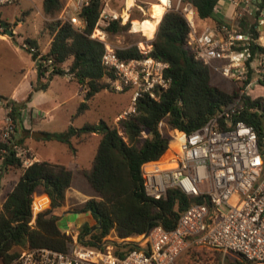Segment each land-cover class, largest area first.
I'll return each mask as SVG.
<instances>
[{
	"label": "trees",
	"instance_id": "obj_1",
	"mask_svg": "<svg viewBox=\"0 0 264 264\" xmlns=\"http://www.w3.org/2000/svg\"><path fill=\"white\" fill-rule=\"evenodd\" d=\"M217 1L183 0L192 5L195 19L211 20L221 26L225 23L215 11ZM103 3L102 0H90L82 6L78 15L85 25L81 31L67 20L58 19L48 24L46 27L52 37L44 55L52 59L54 68L46 82H42V70L36 66L37 80L32 87L33 91L45 90L55 75L62 74L70 75L81 90L85 89V100L78 105L76 114L84 112L88 108L87 101L108 87L104 78L110 81L114 79L112 69L102 63L104 44L90 37ZM257 5L262 8L264 0L257 2ZM61 8V0H42V9L46 15H54ZM255 16L254 20H250L247 14L240 16V31L256 36ZM129 25L130 21L122 24L121 18L113 19L101 30L106 35L119 34L126 31ZM190 30L185 16L174 9L164 12L157 30H153L151 35L155 33V36L150 42V55L167 63L165 76L170 79L166 89L156 91V98L142 94L134 105V111L120 118L117 125L100 119L93 123L87 122L81 127L70 124L62 131L43 132L44 139L64 143L71 150V139L77 138V142H82L88 134L99 135L92 165L83 172L99 196L87 199L84 207L91 211L97 221L91 232V240L94 242L99 243L110 234L118 239L138 236L158 223L167 229L171 228L182 209L191 202L202 201L200 197H188L174 188L168 190L166 198L148 197L143 192L141 176L142 164L158 160L169 146L170 136L164 134L162 124L173 130L191 132L217 111L233 103L239 95L238 89L229 92L211 82V66L196 55L195 49L188 42ZM115 52L119 58L126 60L141 56L135 44L116 48ZM259 52H264V49L254 46L253 53ZM31 57L35 59L34 55ZM67 61V68L63 69L62 64ZM30 95L24 101H16L0 94L4 107L11 108L9 115L16 127L22 121V108L29 101ZM241 99L242 109L235 119H241L254 127L264 162V97L251 98L243 94ZM13 139L0 141V150H4L0 151L2 165L22 168L19 180L0 209V256L6 263L12 262L17 257L8 251L12 246L23 244L66 252L70 247V237L60 230L58 217L49 215V210L63 204L65 192L71 183V170L49 161H34L24 167L23 159L17 157L15 152L19 143ZM39 183L44 185L49 207L38 212L33 220L32 194ZM81 230L89 232L91 228L85 226ZM114 245L115 253H119L121 248L132 249L135 246L131 241ZM213 251L220 254L218 250ZM235 259L227 256L228 263L242 264L238 259L233 262ZM216 263L218 260L213 264Z\"/></svg>",
	"mask_w": 264,
	"mask_h": 264
},
{
	"label": "built area",
	"instance_id": "obj_2",
	"mask_svg": "<svg viewBox=\"0 0 264 264\" xmlns=\"http://www.w3.org/2000/svg\"><path fill=\"white\" fill-rule=\"evenodd\" d=\"M16 1L0 0V8ZM89 1L67 0L62 18L81 31L85 22L78 14ZM225 1L234 5L239 17L245 13L256 14V29L264 26V6L257 5L261 0ZM162 5L164 12L174 9L185 16L191 29L188 42L196 55L233 81L240 92L233 103L217 111L200 127L191 132L174 129L166 155L141 166L142 189L146 196L166 198L168 190L174 188L188 197H200L202 201L191 202L182 209L173 227L167 229L158 223L138 235L131 241L135 245L132 249L121 248L115 253L114 244L126 240L111 242L103 237L97 243L91 240L93 228L84 232L81 227L68 225L64 230L70 237L68 251L26 246L16 264H175L180 255L193 246L218 250L220 258L216 264H230L229 255L242 264H264V162L254 127L235 119L242 109L241 96L251 85L250 63L256 56V71L264 79V52L253 53L254 46L264 49V41L259 34L252 36L246 31L224 27L220 35L210 26L197 33L189 2L166 0ZM119 18L121 14L107 11L104 2L94 30H99L101 23ZM127 21L131 22L130 17ZM4 29L0 22V31ZM94 30L90 37L101 41L105 47L102 63L114 73L110 81L112 88L131 90L130 109L124 114L134 111L142 94L156 98V91L169 86L170 79L165 76L167 63L150 55L153 36L142 40L146 47L141 41L135 43L140 57L126 60L117 56L115 49L120 47L102 30L99 35ZM23 46L35 56L34 62L42 70L41 79L46 82L54 68L52 59L32 44L23 43ZM215 60L223 62L216 65ZM10 110V107L5 108L0 129L3 140L12 138L16 132ZM15 152L17 157L24 154L18 146Z\"/></svg>",
	"mask_w": 264,
	"mask_h": 264
},
{
	"label": "rangeland",
	"instance_id": "obj_3",
	"mask_svg": "<svg viewBox=\"0 0 264 264\" xmlns=\"http://www.w3.org/2000/svg\"><path fill=\"white\" fill-rule=\"evenodd\" d=\"M61 1L62 8L54 15H46L43 12L42 0H17L13 4L5 5V8L2 6L0 12V18H2L0 21L3 20L9 24L8 28L11 27L10 25H13V29L11 28L12 35L7 33L8 28L0 31V34L9 40L7 43L0 39V93L2 95L8 96L14 88L15 81L20 79L19 74L21 72L17 71L18 68H16L19 65L15 62L20 61L23 64V62H26L29 58V50L23 46V43L28 44L29 41H34L32 45L42 51L52 37L46 26L55 20H64L62 18V10L67 0ZM171 1L175 3L177 0ZM102 2L107 3V11H117L121 14L122 24L127 22L129 17L131 18L129 28L126 31L119 34L107 35V38L112 43L122 48L131 46L140 41V43H143L142 45L146 47L145 43L142 41L144 39L141 40V38H147V32L151 36L153 30L155 28L157 30L158 25H156L157 27L154 25L158 22L162 10H164L161 7H163L162 4L165 0H102ZM159 2L161 3L159 4ZM250 9H253V7H250ZM153 12H156V14H153ZM157 13L159 14L158 16ZM245 14L250 18L251 13ZM131 23H133V30H131ZM103 26H105V24L101 23L97 29L101 30ZM99 30H94V32L99 35L101 33ZM153 36H155V33ZM152 39H154V37H152ZM67 63L68 61L62 64L63 69L67 68ZM25 67L27 68V66ZM210 77L213 84L226 91L232 92L237 89L233 81L223 77L214 69H210ZM69 78H71V76L68 74L55 75L50 80L47 90L34 93L33 112L35 111L36 114H33V118L37 119L39 124L45 127V129H61L59 127L63 129L68 127L65 124L67 121L66 119L72 122V125L75 127H81L87 122H97L100 119H104L112 125H117L118 120L126 115L124 112L130 109L131 90L125 89L116 91L112 88L110 80L105 78L104 82L108 83V87L100 90L87 101L89 108L83 114L76 115L78 105L81 101L85 100L84 93L81 97L77 92L76 85L78 83L76 84L70 81ZM249 80L251 85L244 94L249 95L251 98L264 97V79L260 78L255 70H250ZM260 80H262V82ZM21 89L23 90L24 88L21 87ZM21 89L14 92L16 96L28 93L27 91H21ZM237 91L238 94H240L239 90ZM2 103L4 104V101H2ZM118 113H121L123 116H118L115 120L114 118ZM31 127H39L38 122H34ZM162 129L164 134L168 137L173 133V129L168 128L165 124H162ZM30 142L34 144L35 140L31 139ZM41 142H46L45 151H48V153L53 152L59 155L61 150L66 149L65 144L56 141H45L41 139ZM97 142L98 140L96 137L91 138L86 145L80 147V155L83 159H87L93 150L94 153L96 152ZM55 150L59 152L55 153ZM163 155L160 157L161 159L164 157ZM90 197L97 198L99 196L97 192L88 185L82 175H77L73 189H71L68 194L71 206L75 208ZM106 237L112 242L113 240L135 241L137 236L118 239L113 236V234H110V236ZM25 247V244L12 246L8 252L10 254H15L17 258L15 257V260L13 259L12 262L6 263L4 258L0 256V264H16L18 257ZM219 258L220 254L214 252L213 249L203 246H193L183 252L176 260L175 264H213L219 260Z\"/></svg>",
	"mask_w": 264,
	"mask_h": 264
},
{
	"label": "crops",
	"instance_id": "obj_4",
	"mask_svg": "<svg viewBox=\"0 0 264 264\" xmlns=\"http://www.w3.org/2000/svg\"><path fill=\"white\" fill-rule=\"evenodd\" d=\"M1 8H0V12H1ZM4 8H5V6H4ZM161 8L163 9V7H161ZM215 11L220 14V16L223 18L225 24H223L221 26H217L211 20H202V19H195L194 18V30L197 33L202 31L205 26H210L218 35L222 34V27L227 28L228 30H231V29L240 30L239 16L237 15L236 8L234 7L233 4H231L230 2L225 1V0H218L217 4L215 6ZM162 14H163V10H162ZM162 14L159 18V21L162 17ZM250 18H251V20H254L253 14H251ZM1 21H3V20H1ZM159 21H158V23H159ZM8 26H9V24H7V28H8ZM10 26L11 27H9L8 29L12 32L13 25H10ZM140 31H142V30H140ZM140 31H137V32H140ZM7 33H8V30H7ZM257 34L261 35V40L264 41V26L257 28ZM11 35H12V33H11ZM146 35L148 38L152 37L148 34V32L146 33ZM0 39L2 41L7 42V43L9 41L2 34H0ZM142 39H145V38H141V40ZM50 41H51V38L49 39L47 45H45L44 48L42 49V52L45 53L48 50L49 45H50ZM257 60H258V57L256 56L251 61V63H250V70L251 71L257 70V65H258ZM222 62H223V60H215L214 64L219 65ZM15 63H18V65H19L18 67H16V66L15 67L18 68L17 71L21 72L19 74L20 79H18V81H15L14 88L12 89L10 94L8 96L7 95H3V96H6L7 98H11V99L16 100V101H24L26 99L27 95L29 93H31L29 101H26V103H24L25 105L22 108V121L16 127V132L13 136L14 139H16V141L19 143L17 146L24 150V154L21 155V158L23 159V166L26 167L34 161H49V162L62 164L64 166H66L69 170H71V173H72L71 183H70L69 188L65 192L64 202L61 206L52 207L49 210V215H55L58 217L57 224H58V227L60 228V230L63 232L68 225L78 226V227L87 226V227L92 229L93 226L97 225V221L93 217L90 210L84 209L85 202L89 198L85 199L83 201L84 203H81L78 206H76L75 208H73L71 206L70 201H69L68 194L70 193L71 189H73L77 175H82L83 178L85 179V181H87L83 172L85 170L90 169V167L92 165V161H93L95 153H96V152L94 153V150H93L91 155H89L87 157V159H85V158L83 159V157H81V155H80V147L86 145L87 142L89 141V139H91V138L96 137L97 140L99 141V135L98 134H88L84 137V141H82L81 143L77 142V138L76 139L73 138V139H71V142L73 144V149L72 150L69 149V147L65 144L66 149L61 150L59 155H56L53 152L48 153V151H45L46 142L45 143L41 142V139H44V135L40 136V137H33V136H31V131H38V132H42V133L46 132V131L47 132H55V131L65 130V128H67V127L63 128V129H62V127H59L61 129H58V128L57 129H54V128L45 129V127H42V125L39 124V121L37 119L33 118V114H36L35 111L33 112V109H34V106H33V104H34L33 103L34 93L47 90L49 87L50 81L48 82L47 88L45 90L33 91L32 87L36 83V80H37V69H36L37 63L33 61L32 57L30 55H29L28 60H26V62H23V64L20 61H16ZM68 63H69V61H68ZM25 66H27V68ZM211 69L218 71L215 67H211ZM69 79H70V81H73L74 83L77 84V82L75 80H73L71 78H69ZM104 80H105V78L103 79V81ZM21 87L24 89L22 90ZM76 87H77L78 94H80L82 97V94L85 93V89L81 90V87L79 86V84H77ZM19 89H21V91H27L28 93H25V95L16 96L14 92H16ZM0 90H1V87H0ZM30 104H31V106H30ZM88 108H89V104H88ZM84 112H82L80 114H83ZM5 113H6V111H5L4 104L2 103V101H0V129L3 125V118H4ZM120 115H121V113H118L114 119L116 120V118H118V116H120ZM66 120H67L65 123L66 126H69L70 124L72 125V122H70L68 119H66ZM34 122H38L39 127L32 128L31 126ZM91 123H93V122H91ZM13 137H12V139H13ZM31 139L35 140L34 144L32 142H30ZM1 140H2V138H1V134H0V141ZM44 140L46 141V139H44ZM52 141H54V140H52ZM56 142H58V141H56ZM38 143H40V144H38ZM58 143H61V142H58ZM61 144H64V143H61ZM97 144H98V142H97ZM57 149H59V148H57ZM56 152L58 153L59 151L55 150V153ZM21 173H22V168H12L10 166H3L2 165V159H1V163H0V209L2 208V203L5 200L6 196L14 188L15 184L19 180ZM87 183H88V181H87ZM88 185H89V183H88ZM32 199H33V201H32L31 210H32V217L34 220V218L38 212L43 211L49 207V198H48L47 194L44 192L43 183H39L35 187V190L32 194ZM84 232H88V231H84Z\"/></svg>",
	"mask_w": 264,
	"mask_h": 264
},
{
	"label": "water",
	"instance_id": "obj_5",
	"mask_svg": "<svg viewBox=\"0 0 264 264\" xmlns=\"http://www.w3.org/2000/svg\"><path fill=\"white\" fill-rule=\"evenodd\" d=\"M259 1V0H258ZM1 23H2V25L5 27V28H7V24H6V22H4V21H1ZM8 33H9V35H11V31L8 29ZM31 136H33V137H40V136H43V133L42 132H38V131H33V132H31Z\"/></svg>",
	"mask_w": 264,
	"mask_h": 264
},
{
	"label": "bare ground",
	"instance_id": "obj_6",
	"mask_svg": "<svg viewBox=\"0 0 264 264\" xmlns=\"http://www.w3.org/2000/svg\"><path fill=\"white\" fill-rule=\"evenodd\" d=\"M153 14H156V12H153ZM159 14L157 13V16H158ZM101 34V33H100ZM151 36H153V35H151Z\"/></svg>",
	"mask_w": 264,
	"mask_h": 264
}]
</instances>
